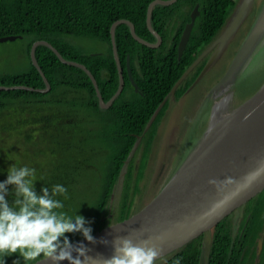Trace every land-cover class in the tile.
I'll list each match as a JSON object with an SVG mask.
<instances>
[{
	"label": "trees",
	"instance_id": "1",
	"mask_svg": "<svg viewBox=\"0 0 264 264\" xmlns=\"http://www.w3.org/2000/svg\"><path fill=\"white\" fill-rule=\"evenodd\" d=\"M153 1L0 0V38L16 36V40L22 42L28 39L25 51L31 62L28 70H0V86L34 88L0 90V182L6 179L11 165L34 169L36 193L40 194L42 188L51 193L52 186H63L64 195L54 198L64 203L63 210L69 215L83 216L92 227V235L129 218L161 190L148 201L149 197L143 198V206L134 210L135 196L141 191L140 181L145 176L153 142L171 97L149 129H145L184 72L219 34L238 0H177L171 5L155 6L152 26L162 37L158 47L140 43L132 36L129 25L120 24L115 38L125 86L106 109L101 107L87 72L63 63L46 45L38 46L35 54L51 88L48 92L40 91L46 84L33 64L31 50L35 42L47 41L66 60L85 65L96 78L104 101L108 102L120 81L111 26L120 19L130 20L139 37L156 43L157 38L147 26V11ZM197 4L199 15L179 59V42ZM85 38L100 40L107 47L98 52L88 51L79 42ZM127 56H130L138 91L128 76ZM204 65L197 66L178 87L177 101L184 97ZM258 87L248 94L239 87L238 90L240 96H247ZM185 152L186 148L182 149L175 166ZM139 153L140 162L136 165ZM122 173L123 194L117 211L113 212L109 204ZM7 187L11 203L14 186ZM243 206L246 208L241 226L244 228L246 223L243 237L247 236L250 241L253 231L249 243L255 245L259 232H264V190ZM67 235L71 243L84 238L78 232ZM201 238L167 256L165 264H198L203 246ZM232 244V223L227 216L216 226L207 264H245L247 259L240 260V254L233 263ZM13 259L15 256L9 258L7 264H12Z\"/></svg>",
	"mask_w": 264,
	"mask_h": 264
},
{
	"label": "water",
	"instance_id": "2",
	"mask_svg": "<svg viewBox=\"0 0 264 264\" xmlns=\"http://www.w3.org/2000/svg\"><path fill=\"white\" fill-rule=\"evenodd\" d=\"M176 1L154 0L148 7L147 26L157 38L156 43L139 37L130 20L121 19L111 26L113 53L117 61L120 81L116 93L108 102L104 101L96 78L88 68L83 64L66 60L47 41L36 42L31 50L33 64L40 71L46 84L45 89L39 90L48 92L51 88L35 57L37 45L44 44L52 49L63 63L84 69L96 88L101 107L109 108L125 86L123 69L116 46V28L122 23L127 24L132 36L137 41L149 47H158L162 43V37L152 26L153 9L155 6L171 5ZM254 1H237L236 9L228 16L223 28L213 40V44L211 43L212 45L202 52L184 72L172 88L170 95L157 108L145 130L150 127L168 98L171 96L175 99L178 87L214 46L217 48L213 56L204 65L192 85L198 83L217 62L244 19L250 12L252 13ZM198 15L199 5L197 4L191 13V21L186 24L179 42V59L186 49ZM16 39V36L2 37L0 42ZM262 52L264 53V0L256 18L251 23L248 34L235 52L224 75L211 88L209 102L204 103L208 107L207 112L210 111L206 120V128L201 131L199 136L197 135L198 131L203 127L201 126L197 131L189 153L186 151L180 158L178 165L173 168L169 180L142 209L129 218L96 232L92 235L94 237L92 243L87 242L84 238L72 242L74 247L83 244L87 249L86 255L106 259L114 254L113 244L118 238L130 239L137 244L148 241L149 246L158 250L159 255L156 258L158 260L211 231L233 210L264 190V81L247 96H240L238 90L240 78L251 69L249 64ZM126 63L128 76L135 86V90L138 91V85L132 76L129 56H127ZM16 88L34 90L27 86H2L0 90ZM221 94L224 96L219 97ZM136 146L137 143L134 149ZM261 245L260 243V247ZM73 256H76L75 252H73ZM60 264H68V262L62 261ZM198 264H207L205 247L201 250Z\"/></svg>",
	"mask_w": 264,
	"mask_h": 264
},
{
	"label": "clouds",
	"instance_id": "3",
	"mask_svg": "<svg viewBox=\"0 0 264 264\" xmlns=\"http://www.w3.org/2000/svg\"><path fill=\"white\" fill-rule=\"evenodd\" d=\"M35 181L34 169L11 165L0 182V264H7L13 256L12 264H154L159 252L148 241L137 244L118 238L114 254L106 259L86 255L83 244L74 247L67 234L78 232L87 242L94 241L90 223L81 215H69L63 210L64 203L54 198L64 195L63 186H52L51 193L42 188L37 194ZM9 185L14 186L11 203L7 198Z\"/></svg>",
	"mask_w": 264,
	"mask_h": 264
},
{
	"label": "rangeland",
	"instance_id": "4",
	"mask_svg": "<svg viewBox=\"0 0 264 264\" xmlns=\"http://www.w3.org/2000/svg\"><path fill=\"white\" fill-rule=\"evenodd\" d=\"M262 1L263 0L254 1L252 13L250 12V14H248V16L244 19V22L236 33V39L247 29L241 41L245 39L251 28L252 21H254L260 10ZM235 9L236 6L233 8L231 13ZM42 41L43 40H39L38 42ZM79 42L82 47L93 52L105 50L107 47L104 42L96 39L91 40L85 38ZM40 45L44 44H38L37 47ZM27 46L28 39H25L23 42L16 40L13 42L0 43V70L7 72H20L21 70H28L31 66V62L25 51ZM227 46L228 47H226L223 53L219 56L217 62L198 83L192 85V87L188 89L183 98L179 101L176 99L172 100L170 109L168 110L166 117L163 119L157 137L153 142L152 153L145 171V176L142 181H140L141 191L135 196L136 200L134 202V210H139L143 206V198L149 197L147 201L150 200L153 196H155L160 188L163 187L166 178L172 173L176 158L181 153L182 149L186 148V151L188 152L194 143V141H192L194 133L196 134L202 125L203 128L201 131L206 128V120L210 111L207 112L208 107H206L204 103L207 104V101L209 102L211 88L224 75L232 61V58L234 57L235 50L237 49V47L233 44H231V46ZM208 48L209 47L206 46L202 52L206 51ZM216 48L217 46L211 48L198 65L206 64L213 56ZM249 65L251 69H248L249 71L245 72V75L240 78L238 83V87L241 92L245 94L254 90L256 86L258 87L261 85V82L264 80V53L262 52L258 55L257 58H255V60H253ZM222 96H224V94H221L219 97ZM198 120L200 123L198 122V124H196ZM139 162L140 153L137 156L136 165L139 164ZM126 166L124 169H126ZM92 182H94V180ZM123 186L124 177L122 175V178L119 179L117 185L115 186L109 204V209L113 212H116L120 205L123 194Z\"/></svg>",
	"mask_w": 264,
	"mask_h": 264
},
{
	"label": "flooded vegetation",
	"instance_id": "5",
	"mask_svg": "<svg viewBox=\"0 0 264 264\" xmlns=\"http://www.w3.org/2000/svg\"><path fill=\"white\" fill-rule=\"evenodd\" d=\"M246 31H247V29L241 35H239L237 39H236V34L234 35V37L232 39H230L228 45L231 46V44H233L235 47H237L235 52L238 50L239 46L241 45V43H242L241 40H242L243 36L245 35ZM211 43L209 44L208 47H210V45L213 44V43L212 44ZM166 115H167V113L165 114L163 119L166 117ZM162 122H163V120H162ZM245 210H246V208L242 205V206L236 208L235 210H233L232 213H230L228 215V216H230V222L232 223V243H233L232 249H233V258L235 257V260L233 263H236V255L240 254V260H243L244 257H246L247 260H246L245 264H264V232H259L258 237L256 238V244L255 245H252L251 243H249L252 240L253 231H251L252 234H251L250 241H248L246 239L247 236L243 237V232L245 231L246 223L244 225V228H241V226H242V222L244 221L243 219L245 217ZM249 217H247L246 221H248ZM215 232H216V226L211 231H208V232H206L200 236V237H202L201 238V241L203 244L202 248L203 247L206 248V254L208 253V250L211 246V241L213 239ZM260 243L262 244L261 247H260ZM250 245L252 246V248L248 249V247H250ZM166 257H163V258L156 260L154 262V264H165L166 260H167V259H165ZM261 257H263V258L260 259Z\"/></svg>",
	"mask_w": 264,
	"mask_h": 264
}]
</instances>
